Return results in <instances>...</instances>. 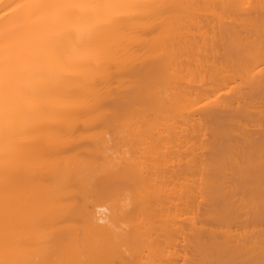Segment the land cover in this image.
<instances>
[{
  "label": "bare ground",
  "instance_id": "1",
  "mask_svg": "<svg viewBox=\"0 0 264 264\" xmlns=\"http://www.w3.org/2000/svg\"><path fill=\"white\" fill-rule=\"evenodd\" d=\"M259 2L0 0L18 234L97 264H258L264 62L241 53L262 22L229 6ZM105 3L182 7H59Z\"/></svg>",
  "mask_w": 264,
  "mask_h": 264
},
{
  "label": "snow or ice",
  "instance_id": "2",
  "mask_svg": "<svg viewBox=\"0 0 264 264\" xmlns=\"http://www.w3.org/2000/svg\"><path fill=\"white\" fill-rule=\"evenodd\" d=\"M28 11L39 10L55 5H47L40 3L25 4ZM59 7H86L93 10H107L113 8L122 9H139V10H160L161 14L170 11L173 8L182 7L181 5L168 4H90V5H66ZM229 7L250 10L257 9L261 19V39L258 45L253 42L248 48L242 50L241 55L247 57H258L264 62V0H260L259 4H238ZM96 63L103 66L106 63V54L100 51L96 54ZM103 74H101L100 82L102 83ZM154 84H140L137 87L142 93H147ZM10 77L7 64L0 67V127L5 131L7 136L11 132L12 113L10 108ZM115 120L121 119L119 112H114L110 117ZM264 163V158H262ZM19 164L18 151L11 145H7L0 152V264H97L94 261H80L73 258V250L60 248L51 242V237L40 233L35 239L32 236H21L17 231L19 219L20 190L14 183V176ZM261 211L264 213V189L261 191ZM35 244L41 245V250L36 256L29 255L28 252ZM261 249V259L258 264H264V234L259 241ZM107 264H117V262L109 261ZM149 264L155 262L149 261ZM190 264H196L191 261Z\"/></svg>",
  "mask_w": 264,
  "mask_h": 264
}]
</instances>
